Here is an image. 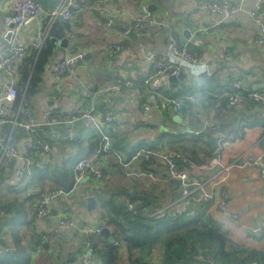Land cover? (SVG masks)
Returning <instances> with one entry per match:
<instances>
[{"label":"crops","instance_id":"crops-1","mask_svg":"<svg viewBox=\"0 0 264 264\" xmlns=\"http://www.w3.org/2000/svg\"><path fill=\"white\" fill-rule=\"evenodd\" d=\"M198 1L107 0L100 2L97 0L92 2L84 0V3L79 1L75 5V18L70 20L71 26L64 29L63 37L69 38L68 48L56 44L55 58L46 69L43 89L32 108V115L38 126L33 132L25 127L24 136L16 143H21L30 136L32 139H40L53 145V151L48 155L36 151L26 152V156L32 160L29 171L32 166H35L37 160L33 158V152L37 153L36 156L39 159L50 162L52 166L77 156L81 150L78 149L76 140H56L55 134L72 132L75 135L85 134L87 137L88 134L96 131L94 126L86 119L75 123L60 122L62 119L58 115L47 117L44 112L50 106H55L62 111H67L74 106L86 109L89 106L85 96L86 87L92 84L109 86L117 83L119 85L118 91L98 95L95 99L99 114L104 108H108L114 111L117 120L105 128V132L112 140L110 153L102 155L101 153L104 152L98 151V157L94 159L101 167L103 176L96 180L93 177L86 178L74 194L63 196L53 203L51 215L45 221H39L36 218L34 226L23 232L20 243L22 246L29 243L31 264H42V261L43 264H47L44 259L46 255L57 254L60 248H63L61 256L55 264H84L82 258L88 256L86 246L91 243L86 241L85 251L80 254L82 235L86 237H93V235L85 234L82 228H100L97 225L102 221L112 233L111 227L107 226L103 220L105 208L100 206L99 200L102 192H109L121 186L133 188L135 181H138L141 189L145 187L152 190L165 200L162 206L157 207L150 214L172 202L175 194L174 179L169 175L165 163L161 161L165 168L160 171L142 170L141 164L151 157L135 156L139 150L148 149L147 144L156 141L163 131L170 129L199 133L207 128L208 124L219 125V127L221 124L226 125L224 131H218L224 137H230L226 139L223 137L219 139V142L216 138L214 139L219 143L216 156L220 158L221 164H231L230 169L220 173L219 177H216V174L222 169L221 165L210 168L205 166L208 164H203L201 169H197L202 172L201 174H205V179L213 178L207 190L214 186L213 190L219 199L224 193L226 194L227 209L221 210L216 203L210 202L207 205L209 215L218 220L236 242L250 247H264V231L261 235L256 233V228L260 225L264 230V174L261 172V166L254 164L260 156L264 161V149L260 144V139L264 135V112L255 107L247 108L244 101L235 111L226 109L220 116L214 115L208 95L204 93L201 96L198 95L200 80H196L187 90L180 89L181 86L191 83L192 77L200 75L187 73L186 78L179 80L176 86L170 82L164 85L160 83L158 89H153L149 83L145 82L146 78L153 73V62L158 57L168 55L170 37L177 33L180 41L197 52L205 64H215L216 69L212 77L217 75L220 83L214 89H209L208 93L216 95L221 88L224 89L225 85L230 84L232 78L236 81L237 77L245 89L259 88L264 84V46L256 43L258 27L249 15L258 0H229L232 7L242 5L241 12L233 20H224L219 14L200 10L197 8ZM11 2L12 0H0V54L9 42L3 18L7 5ZM42 2L44 11L41 20L46 41L51 27L48 16L59 0H42ZM142 4H147L153 17L163 20L165 26L157 27L149 32H135L133 35L131 28L135 18L141 16ZM46 22L48 28H45ZM35 29V25L32 24L24 30L28 47L33 45ZM188 32L190 35L187 36L185 33ZM115 45H120L121 48L115 50ZM74 48L77 50L73 51ZM79 53L82 54V58L78 61L76 72L64 76L57 82L53 73L54 64L64 55ZM15 81H17V75ZM9 83L10 77L0 70V97L5 95ZM191 90L194 94L190 97L199 118L190 116L184 119L179 108L168 105L167 99L170 97L168 95L177 92L180 97L187 96ZM225 94L227 95V92L218 95L220 99L215 107L220 106L221 98ZM144 103L150 105L148 114L143 110ZM85 137H82L83 145L87 144ZM111 155L118 159L121 168L117 166L116 159ZM141 171L151 172L152 175L135 174ZM26 181L27 177L21 185H26ZM8 184H14L11 178ZM97 186L101 192L97 191ZM28 190L32 191V188ZM176 193L178 196L181 195V187L178 185ZM89 196L96 199V205L91 209L87 204ZM35 198L37 200L36 194ZM34 203V199L30 198L26 199L25 204L30 206ZM4 215L0 209V255L7 251L17 253L14 246L18 245L12 238L9 241L6 235L7 226ZM63 217L73 218L78 229H66L51 240L42 241V235L50 232ZM100 229L101 234L104 235L102 228ZM39 239L47 246L38 248L36 243ZM102 244L105 245L103 241Z\"/></svg>","mask_w":264,"mask_h":264},{"label":"trees","instance_id":"trees-1","mask_svg":"<svg viewBox=\"0 0 264 264\" xmlns=\"http://www.w3.org/2000/svg\"><path fill=\"white\" fill-rule=\"evenodd\" d=\"M79 1L84 3V0ZM90 1L95 2L97 0ZM233 19L234 17L228 20ZM66 27L60 21L54 23L49 28V36L44 45L40 49L34 45H29L27 55L18 64L17 81L14 83L17 95L11 104L12 115L0 124V137L4 143L9 139L18 142L24 136L25 127L14 124L13 119L17 115L18 121L26 120L24 110L28 107L33 108L36 98L43 89L46 69L56 54V43L50 39V36L62 38ZM45 28H48L47 22ZM132 34L134 35L135 32L133 31ZM189 49L193 51L192 48ZM76 50V48L73 49V51ZM237 79L239 78L237 77ZM196 80L201 81L198 95L201 96L202 93L208 95L214 115L220 116L221 112L226 109L236 110V106L229 104L226 94L221 98L220 106L215 107L220 99L218 95L235 92L233 78L230 80V84L225 85L224 89L220 87L221 89L216 95L210 94L208 91L219 85L220 79L217 75L192 77L191 83L187 86H181L180 89H189ZM262 87L264 84L259 88ZM225 89L226 91H224ZM252 90L244 88L243 91L247 108L255 107L264 112V102L253 101L250 95ZM193 94L194 92L191 90L184 97H180L178 92L168 95L169 98H175L181 102L179 112L184 119L190 116L199 118V114L197 115L195 112V104L190 97ZM217 126L218 130L224 131L226 125ZM214 132L215 130L211 127H207L199 133L168 129V131L159 134V138L148 143L147 146L152 151L175 150L183 153L190 162H181V165L189 171L192 178L202 180L205 179V174H201L202 172L197 169H201L203 164H209L216 157L219 148V143H217L219 138ZM82 137H85V134L75 135V143L77 142V147L81 150L77 156L62 160L53 166L50 162H45L46 165L43 170L32 166L27 172L26 185L8 184V180L13 177L15 161L7 155L3 156V147L0 145V209L5 214L3 218L6 220V235L9 237V241L12 238L15 240V244H18L17 247L14 246L17 253L7 251L3 253L5 255H0V263L31 264L29 243L22 246L20 242H22L23 232L29 227H33L34 222H36L38 203L34 189L42 191L49 187H57L69 190L73 187L77 162L81 159H96L98 151L101 152L103 143L102 135L97 131L85 137L87 139L86 145L82 144ZM229 137L225 136L224 139ZM109 153L101 154L107 155ZM36 154L33 152V158L39 159ZM111 157L116 159L117 166L121 168L118 159L112 155ZM141 168L142 170L160 171L165 168V165L155 155H151L149 160L141 164ZM147 173L142 175L147 176ZM96 179L98 178L96 177L94 180ZM138 183L140 182L135 181L133 188L121 186L115 190L100 193V206L105 208L103 220L107 226L111 227L112 238L102 234L99 238L95 235L93 237L82 235L79 253H84L85 242L89 241L96 255V258L88 264H250L252 262L264 264V247H250L236 242L223 225L209 215L207 205L210 202L196 203L191 201L182 212L175 207L164 216L157 217L150 212L162 206L165 203L164 198L145 187L141 189ZM173 186L175 192L173 198L176 199L178 195L175 180H173ZM28 188H32V191H29ZM99 189L98 187L97 191ZM25 197H28L27 200L33 198L35 203L30 204V206L26 205ZM125 198L134 202L133 210L127 208ZM9 214L11 216H8ZM102 241L105 245L100 246ZM36 245L38 248L47 246L42 244L40 239ZM44 259L47 261L48 257Z\"/></svg>","mask_w":264,"mask_h":264},{"label":"built area","instance_id":"built-area-1","mask_svg":"<svg viewBox=\"0 0 264 264\" xmlns=\"http://www.w3.org/2000/svg\"><path fill=\"white\" fill-rule=\"evenodd\" d=\"M100 2H105L107 0H99ZM79 0H59L57 6L49 13V25L61 20H72L75 18V5ZM264 0H258L254 8L250 11L249 15L251 19L255 22L258 29V34L256 37V43L260 46H264ZM197 8L203 11H210L211 13H216L222 16L224 20H228L232 17H238V13L242 10V5L238 4L236 7H232L229 0H199L197 2ZM43 2L42 0H12V2L7 5V11L4 15L3 21L7 30L5 33L9 36V42L6 44L5 49L1 51L2 58L0 61V70L10 77V83L7 86V91L5 95L0 97V124L3 123L8 117L12 115L11 104L15 100L17 95V89L14 85L15 78L17 75V66L20 61L28 53V45L25 40L24 30L29 25H35V33L33 39V45L37 48H41L45 43V32L42 28L41 15L43 13ZM165 26V22L161 19L153 17L152 13L149 11L147 4L141 5V16L135 18L131 30L136 33L149 32L157 27ZM169 47L167 54L158 57L154 62L153 73L146 78L145 82L149 83L153 89H158L161 81L166 77L179 76L182 72L194 75H206L207 77H212L215 71V64H205L203 58L195 51L188 48L186 44L180 41L179 35L177 33L171 35L169 40ZM120 45H115L114 49L119 50ZM230 55V53H229ZM82 58V54L64 55L62 56L53 66L54 77L59 82L64 76L73 74L78 68V61ZM119 85L113 83L109 86H97L89 85L86 87L85 96L88 99L89 106L86 109L80 106H74L73 108L62 111L55 106L48 107L44 114L49 117L52 115H58L62 120L60 122L75 123L78 120L86 119L88 123L94 126L95 130L102 135L103 143L101 145V152L108 153L111 151L112 140L111 137L105 132V128L116 122L117 115L113 110L104 108L101 114L98 112L97 104L95 99L98 95H107L108 93L118 91ZM235 92L227 93L229 104L231 106H239L244 102V86L240 80H236L234 83ZM253 101L264 102V87L255 88L250 92ZM167 104L173 107L180 108V102L175 98H168ZM145 113L148 114L150 105L144 103L142 105ZM26 120L18 121L17 115L13 119L14 124H20L27 127L30 132H33L38 126V123L34 120L32 115V109L30 107L24 110ZM52 123H56L52 121ZM215 130V135L219 139H223L224 135L220 134L218 131V126L214 124H208ZM56 140L63 141H73L75 139V134L70 133H56ZM260 144L264 149V135L260 139ZM0 145L3 147L4 155H7L14 159L15 168L11 182L14 184H22L26 180L27 172L29 171L30 164L32 160L27 157L26 152L36 151L44 155H48L53 151V145L51 143L42 141L40 139H32L30 136L26 137L21 143H16L11 140L6 143L0 137ZM143 155L146 158H150L151 155H155L160 161L164 162L168 168L169 175L172 179L181 180V195L172 202L167 203L165 206L158 208L152 215L157 217L164 216L169 210L177 207L181 212L186 208L188 203L191 201L203 203V202H213L216 203L217 207L221 210H226L228 203L226 200V194H223L222 198H218L215 195V188L207 190L209 183L213 181V178H206L198 180L192 178L189 171L181 165L182 163H187L188 158L181 152L170 150V151H152L150 149H141L137 152L136 156ZM263 157L260 156L254 164L261 166V172L264 174V161ZM190 162V161H189ZM188 162V163H189ZM45 161L43 159H37L35 161V166L38 169L45 168ZM221 165L222 169L216 177L220 176V173L228 171L231 164H221V160L218 156L214 157L208 165L210 168ZM138 175L145 174V172L135 173ZM147 175H152L148 172ZM103 176V171L99 166L98 162L95 160L81 159L77 162L75 167V182L71 189L66 190L64 188H48L46 190L37 191L36 193L38 209L36 212V218L39 221H45V219L51 215L52 205L55 201L63 196H68L74 194L79 185L86 178H100ZM127 202V208L129 210L134 209V202L125 200ZM78 229V225L73 218L65 217L60 218L56 226L51 229L50 232L44 233L42 235V241L51 240L58 233L65 231L66 229ZM87 235H95L98 238L101 234L100 228L84 227L82 228ZM263 227L260 225L256 228V233L261 235L263 233ZM102 245V243H101ZM86 250L88 251V256L82 258L84 264L91 263L93 259L96 258L95 251L91 244H87ZM213 264V263H209ZM250 264H255L252 262Z\"/></svg>","mask_w":264,"mask_h":264},{"label":"water","instance_id":"water-1","mask_svg":"<svg viewBox=\"0 0 264 264\" xmlns=\"http://www.w3.org/2000/svg\"><path fill=\"white\" fill-rule=\"evenodd\" d=\"M151 7V5H149ZM63 25L67 26V27H70L71 26V23L70 21L68 20H61L60 21ZM187 36L190 35V33H185ZM50 39L58 44L59 46L61 47H64V48H68V44H69V38L68 37H62V38H58V37H55V36H51ZM2 54H0V61H1V58H2ZM84 57H86V55H83ZM187 74L182 72L179 76H170V78H165L163 81H161V84L164 85L168 82H170L172 85L176 86L175 84L179 81V80H183L184 78H186ZM219 149H217L218 151ZM175 182L177 183L178 186L181 185V180L180 179H176ZM87 204H88V207L91 209L93 207H95L96 205V199L95 197L93 196H89L87 197ZM98 227L102 228V233L104 235H106L107 237H111V231L108 227L104 226V223L101 221L98 223L97 225Z\"/></svg>","mask_w":264,"mask_h":264},{"label":"rangeland","instance_id":"rangeland-1","mask_svg":"<svg viewBox=\"0 0 264 264\" xmlns=\"http://www.w3.org/2000/svg\"><path fill=\"white\" fill-rule=\"evenodd\" d=\"M60 246V245H59ZM63 248H60L59 250H57L58 252H57V254H50V253H48V255H46V257H48V260H47V264H49V263H53V264H55L56 262H57V260L58 259H60V256H61V250H62ZM55 256H57V258H53V257H55ZM42 264H43V261H42Z\"/></svg>","mask_w":264,"mask_h":264}]
</instances>
